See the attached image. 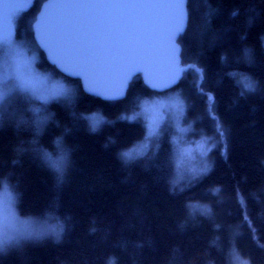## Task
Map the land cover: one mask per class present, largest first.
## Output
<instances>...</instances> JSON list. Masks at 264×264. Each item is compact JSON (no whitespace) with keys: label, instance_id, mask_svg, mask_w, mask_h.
Returning <instances> with one entry per match:
<instances>
[{"label":"trees","instance_id":"trees-1","mask_svg":"<svg viewBox=\"0 0 264 264\" xmlns=\"http://www.w3.org/2000/svg\"><path fill=\"white\" fill-rule=\"evenodd\" d=\"M36 2L15 21L19 29L30 21L34 44ZM187 9L184 75L164 92L136 76L125 98L101 100L36 47L38 68L78 91L67 100L5 101L0 186L14 193L18 215L58 222L60 230L7 248L0 264H264V0H188ZM244 77L255 90L241 95ZM168 92L183 99L187 137L213 141L194 177L175 175L176 127L164 118L149 134L144 121L123 116L134 98ZM94 113L104 118L96 130L83 118ZM135 145L144 151L121 159Z\"/></svg>","mask_w":264,"mask_h":264},{"label":"water","instance_id":"water-1","mask_svg":"<svg viewBox=\"0 0 264 264\" xmlns=\"http://www.w3.org/2000/svg\"><path fill=\"white\" fill-rule=\"evenodd\" d=\"M187 3L188 0H45L32 22V35L46 61L66 77L78 80L85 94L104 101L121 100L136 76L149 90L164 92L178 85L184 75L179 39L188 23ZM176 4L180 7L172 6ZM58 22L79 32L107 70L95 71L69 61V70L63 71L53 64L49 50L40 46V36ZM57 52L53 56L64 55L61 50Z\"/></svg>","mask_w":264,"mask_h":264},{"label":"rangeland","instance_id":"rangeland-1","mask_svg":"<svg viewBox=\"0 0 264 264\" xmlns=\"http://www.w3.org/2000/svg\"><path fill=\"white\" fill-rule=\"evenodd\" d=\"M36 2L37 9L39 10L41 4L45 0H0V36L9 37L14 40L15 43L27 57L35 55V62L33 67L36 71L43 74H50L53 83L59 82L69 89L73 97L76 96L78 87L76 83L57 75L50 69L38 68L40 62V55L36 44L31 41L28 34V25L30 23L27 20L23 25L25 27L19 29V23L15 22L18 19L19 14L26 10L27 7L33 5ZM37 10V11H38ZM23 11V12H24ZM37 13V12H36ZM36 15V14H35ZM33 17L32 21H34ZM23 25H20L22 27ZM185 70V68H184ZM61 99V98H58ZM132 106L123 116L133 119H141L147 125L148 133L152 134L161 125L165 118V122L169 126L177 128L175 136L174 154H175V175L177 178H184L187 176H197L206 166V155H208L209 149L213 146L212 142L207 137H200L193 139L187 137V130L189 126H183L180 122V116L184 110V102L181 97L176 93H167L161 95H151L149 97H142L133 99ZM169 111V112H168ZM168 113V116L166 117ZM97 114V113H95ZM91 115V114H89ZM166 126V125H164ZM135 148L137 152H143L145 145L134 146L128 151ZM135 154V153H133ZM4 184L0 186V193H2V208H0V218L10 228L9 235H25L31 238H38L41 233L47 235H54L60 230V224L58 222H48L45 219H33L29 216L18 215L15 207L14 196L10 198L9 192L4 190ZM10 189V188H9ZM11 190V189H10ZM27 240V239H26ZM239 264H246L241 260Z\"/></svg>","mask_w":264,"mask_h":264},{"label":"snow or ice","instance_id":"snow-or-ice-1","mask_svg":"<svg viewBox=\"0 0 264 264\" xmlns=\"http://www.w3.org/2000/svg\"><path fill=\"white\" fill-rule=\"evenodd\" d=\"M179 8L180 5H172ZM66 7H93L92 5H66ZM179 31V28L177 29ZM40 46L49 50L50 59L53 64L60 67L63 71H68L69 61L79 63L83 67H91L95 71H105L107 66L102 61L94 48L80 38V33L73 30L71 26L63 22L53 25L50 32L40 36ZM63 51L64 55L57 58L53 52ZM59 52H57V56ZM35 55L27 57L14 40L9 37L0 36V123H2L5 110L4 103L9 97L17 94H24L37 100L47 102L48 100L63 98L70 99L71 92L59 82L53 83L50 74H43L36 71L33 67ZM78 74V73H77ZM244 91L252 92L255 90V83L248 77L243 78ZM117 93L116 95H121ZM114 98V97H108ZM92 130H96L103 122L104 118L99 114H91L83 117ZM127 119V117H125ZM151 134V133H150ZM59 144V141H57ZM133 153L139 155L135 148L130 151L122 152L121 159L130 162L135 158ZM43 158L56 169L58 173L63 171L64 163L62 161H53L51 156L43 153ZM4 190L9 192L10 198L14 193L8 185L3 186ZM2 193H0V208H2ZM10 228L0 218V254H3L9 247H18L20 243L30 236L9 235Z\"/></svg>","mask_w":264,"mask_h":264}]
</instances>
